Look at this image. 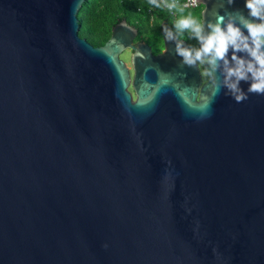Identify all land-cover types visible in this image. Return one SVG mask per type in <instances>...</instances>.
<instances>
[{"label":"water","instance_id":"obj_1","mask_svg":"<svg viewBox=\"0 0 264 264\" xmlns=\"http://www.w3.org/2000/svg\"><path fill=\"white\" fill-rule=\"evenodd\" d=\"M84 1L0 0V264H264V96L125 20L93 47Z\"/></svg>","mask_w":264,"mask_h":264},{"label":"clouds","instance_id":"obj_2","mask_svg":"<svg viewBox=\"0 0 264 264\" xmlns=\"http://www.w3.org/2000/svg\"><path fill=\"white\" fill-rule=\"evenodd\" d=\"M234 0H228L231 5ZM156 8L166 7L170 12H183L179 0H148ZM248 17L229 15L206 27L193 15L181 16L175 29H163L166 40L175 43V53L189 67L202 65L204 74L212 79L215 94L221 89L236 103H242L249 94L264 96V0H245ZM258 21V22H254ZM184 32L199 43V48L187 47L178 39ZM246 32V34H245ZM163 50V48L161 49ZM217 73L222 79L217 78ZM241 82L249 84L245 92Z\"/></svg>","mask_w":264,"mask_h":264},{"label":"trees","instance_id":"obj_3","mask_svg":"<svg viewBox=\"0 0 264 264\" xmlns=\"http://www.w3.org/2000/svg\"><path fill=\"white\" fill-rule=\"evenodd\" d=\"M182 9V13L170 12L164 7L150 5L148 0H85L77 15L80 26L78 36L93 47L103 46L111 36L112 27L125 20L137 30V40L144 41L157 53L162 49L163 29L167 27L175 32V24L182 14H191L200 22V7ZM190 10L193 13H189ZM178 39L186 41L191 48H197V41L190 38L188 32Z\"/></svg>","mask_w":264,"mask_h":264},{"label":"built area","instance_id":"obj_4","mask_svg":"<svg viewBox=\"0 0 264 264\" xmlns=\"http://www.w3.org/2000/svg\"><path fill=\"white\" fill-rule=\"evenodd\" d=\"M179 5H180L181 8H184V9H195V8L199 7V4L196 3V0L179 1ZM164 9H167V8L164 7Z\"/></svg>","mask_w":264,"mask_h":264},{"label":"flooded vegetation","instance_id":"obj_5","mask_svg":"<svg viewBox=\"0 0 264 264\" xmlns=\"http://www.w3.org/2000/svg\"><path fill=\"white\" fill-rule=\"evenodd\" d=\"M181 40V39H180ZM139 42H144V41H138L137 40V38H135V40L133 41V45H137ZM188 47H189V45H188ZM151 51H152V54L153 55H157V54H159V53H161L162 52V50H160L159 52H154L152 49H151ZM125 53H127L128 54V57H129V55H130V51H127V52H124V54ZM129 59V58H128ZM125 62V61H124ZM126 63V62H125ZM199 67H200V69H201V65H198ZM129 67V66H128ZM129 70H130V67H129ZM130 74H131V71H130ZM131 91V90H130Z\"/></svg>","mask_w":264,"mask_h":264},{"label":"rangeland","instance_id":"obj_6","mask_svg":"<svg viewBox=\"0 0 264 264\" xmlns=\"http://www.w3.org/2000/svg\"><path fill=\"white\" fill-rule=\"evenodd\" d=\"M201 11V10H200ZM189 13H193V11L192 10H190V11H188ZM183 15V14H182Z\"/></svg>","mask_w":264,"mask_h":264}]
</instances>
